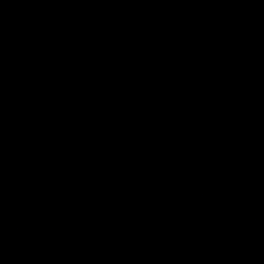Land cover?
I'll return each mask as SVG.
<instances>
[{
    "label": "water",
    "instance_id": "obj_1",
    "mask_svg": "<svg viewBox=\"0 0 264 264\" xmlns=\"http://www.w3.org/2000/svg\"><path fill=\"white\" fill-rule=\"evenodd\" d=\"M0 264H264V0H0Z\"/></svg>",
    "mask_w": 264,
    "mask_h": 264
}]
</instances>
